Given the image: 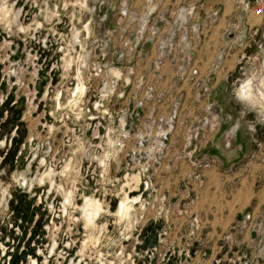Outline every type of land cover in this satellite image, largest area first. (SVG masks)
I'll return each instance as SVG.
<instances>
[{
    "label": "rangeland",
    "instance_id": "rangeland-1",
    "mask_svg": "<svg viewBox=\"0 0 264 264\" xmlns=\"http://www.w3.org/2000/svg\"><path fill=\"white\" fill-rule=\"evenodd\" d=\"M171 1L0 0V264H264V16L227 71L196 6L204 91Z\"/></svg>",
    "mask_w": 264,
    "mask_h": 264
},
{
    "label": "built area",
    "instance_id": "built-area-1",
    "mask_svg": "<svg viewBox=\"0 0 264 264\" xmlns=\"http://www.w3.org/2000/svg\"><path fill=\"white\" fill-rule=\"evenodd\" d=\"M183 1V0H182ZM254 3L258 4L257 8L254 7ZM203 4V0H185V2L176 6L175 1L170 2L169 6H174L173 15H169L168 18L173 19L174 28L162 35L161 39L156 40L157 44V54L161 59L157 66L165 67V68H177V69H184L193 72L192 81L193 86H197L198 89L203 88L204 91H207L210 85L215 83L214 77L207 76L205 79L201 77L199 74V69L195 66H190L188 56L191 54V48L189 45V37L188 34L191 31L197 33V36L202 35V30L198 26H195L194 29L191 28L192 21L190 20L191 15L194 9L198 8L196 15L200 12V7ZM199 6V7H198ZM242 12L251 13L255 17H263L264 16V0H237V4L235 6V13L240 14ZM223 10L221 8L215 7L213 8L210 13L208 14L213 21H218V19L222 16ZM124 16V15H122ZM190 20V21H189ZM160 22H167L166 16H161L159 19ZM230 29L228 30V34H232V37H235L241 31L240 25L238 22H232L229 24ZM153 35H157L159 38L160 34V26L153 30ZM236 39V38H235ZM181 54V58L183 59L184 63L175 65L171 64L168 57L170 55H179ZM187 57V62H186ZM223 54L220 53L219 58L222 59ZM218 68V66H217ZM222 66L219 65V69ZM176 116V111H173V115L171 120Z\"/></svg>",
    "mask_w": 264,
    "mask_h": 264
},
{
    "label": "crops",
    "instance_id": "crops-1",
    "mask_svg": "<svg viewBox=\"0 0 264 264\" xmlns=\"http://www.w3.org/2000/svg\"><path fill=\"white\" fill-rule=\"evenodd\" d=\"M250 1H254V0H250ZM182 2L184 3L185 0L183 1L175 0L176 6L181 4ZM236 4H237V0H203V4H202V7L205 6L204 7L205 9L202 10L203 13L206 12L208 14L215 7L221 8L223 10L222 16L218 19L217 25L213 29H211L210 34H208L207 40L215 39L216 41L215 46L221 47L222 54L226 56L223 62L224 64L223 69L227 71H231L232 69L235 68L236 66L235 62L237 59L236 57L242 54L243 50L247 47L243 45L238 49L239 46L231 45L226 48L225 41L229 40V41H233L234 43L237 41L244 42L246 38L248 39V36L252 32V30L255 28V19H254L255 16H253L251 13H248V12H242L240 14L235 13ZM235 21L239 23L241 31L235 37H232V34L231 35L228 34L229 32L228 30L230 29L229 24ZM206 49H207V54H208L209 49H210L208 46V43L206 45ZM227 130L229 131L230 128ZM228 131L225 134L226 137L228 135ZM254 203H255V206L253 207V212H255L258 209V207L262 205L261 203H257V202H254ZM241 211L242 210L240 209L230 210L229 214L236 215V214H239Z\"/></svg>",
    "mask_w": 264,
    "mask_h": 264
},
{
    "label": "bare ground",
    "instance_id": "bare-ground-1",
    "mask_svg": "<svg viewBox=\"0 0 264 264\" xmlns=\"http://www.w3.org/2000/svg\"><path fill=\"white\" fill-rule=\"evenodd\" d=\"M248 86V85H247ZM244 87H246V85L244 86ZM249 88V87H248ZM241 90V89H240ZM247 90H250V89H247ZM246 89H243L242 91L244 92V94H246V91H247ZM242 93V92H241ZM249 91H248V94L247 95H249ZM242 97V96H241ZM246 97V96H245ZM248 97V96H247ZM246 97V98H247ZM93 203V202H92ZM126 209V204L124 203V202H121L120 203V206H119V210L120 211H124ZM91 211H90V213H89V217L91 218V215H93V216H95L97 213H98V211H99V206L98 205H96L95 204V202H94V204H92L91 205V209H90Z\"/></svg>",
    "mask_w": 264,
    "mask_h": 264
}]
</instances>
